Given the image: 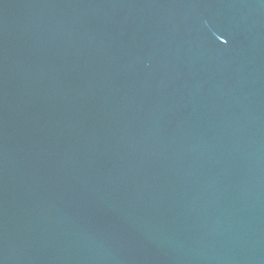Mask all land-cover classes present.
<instances>
[{"label":"water","instance_id":"1","mask_svg":"<svg viewBox=\"0 0 264 264\" xmlns=\"http://www.w3.org/2000/svg\"><path fill=\"white\" fill-rule=\"evenodd\" d=\"M0 264H264V0H0Z\"/></svg>","mask_w":264,"mask_h":264}]
</instances>
